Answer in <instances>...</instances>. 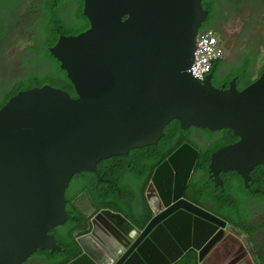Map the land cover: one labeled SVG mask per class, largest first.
<instances>
[{"label": "water", "instance_id": "water-1", "mask_svg": "<svg viewBox=\"0 0 264 264\" xmlns=\"http://www.w3.org/2000/svg\"><path fill=\"white\" fill-rule=\"evenodd\" d=\"M83 14L89 28L61 35L49 49L77 98L46 85L19 92L0 109V264H24L38 251L60 252L51 231L68 220L66 191L74 176L94 172L109 157L158 144L171 121L184 129H232L239 140L214 159L224 153L246 185L251 170L264 164V73L242 91L236 80L218 88L213 74L201 82L190 73L197 34L210 14L203 0H84ZM198 157L185 143L153 176L148 197L154 204L157 189L166 207L173 197V215L156 216L142 233L124 214L102 210L90 235L78 236L83 255L69 264H106L109 254L118 264H176L191 249L203 260L220 238L201 248L227 222L183 198ZM96 225L105 232L96 235ZM111 230L131 242L152 232L149 240L161 253L164 238L173 246L171 233L184 230L187 246L167 258L155 247L153 256L142 243L135 260L136 254L121 255L128 248L121 239L112 242L106 235L114 237Z\"/></svg>", "mask_w": 264, "mask_h": 264}, {"label": "trees", "instance_id": "trees-1", "mask_svg": "<svg viewBox=\"0 0 264 264\" xmlns=\"http://www.w3.org/2000/svg\"><path fill=\"white\" fill-rule=\"evenodd\" d=\"M0 1L5 3L3 26L5 42L18 27H21L26 32L27 40L31 45L25 48L20 58L22 56L23 59L25 55L34 58L30 66L33 68L20 67L21 70L17 66L16 70L14 65L9 64L0 81V85H5L3 89L0 88V109L19 92L46 85L67 92L72 98H77L66 72L60 69V64L51 56L49 49L56 45L61 35H77L89 28V21L83 14L84 0H34L33 6L27 5L24 7L26 9L22 8L25 0L16 7L12 5L15 0ZM37 4L40 6L35 10ZM203 7L210 14L203 23L201 31L213 28L214 19L219 16V0H203ZM252 65V59L247 57L245 62L234 68L236 74L230 81L236 80L239 91L249 87L264 73L263 64L258 74H253ZM224 66L225 60L215 62L211 74L214 75L213 82L216 87L222 88L226 84L228 89L229 83L220 84L218 80ZM237 140L234 131L230 128L211 130L190 126L184 129L180 122L171 121L165 127L164 135L158 144L134 149L126 155L109 157L98 162L94 172H81L75 175L71 184L83 182L85 185L81 187L75 185L66 191L68 200L66 208L71 214H75L76 210L81 211V214L87 218L86 211L76 207V194L80 189L81 198L84 200L88 197L95 208L120 212L134 224H138L140 211L137 207L146 205L145 191L153 173L181 145L189 143L200 150L195 170L204 171L210 176V157L227 143L231 144ZM230 174L238 181L240 188L228 201L226 197H218L216 202H212L214 206L210 208L229 225L251 236L264 228V184H258L261 190L259 193L249 191L236 172ZM251 176L256 180L264 179V164L255 167L251 171ZM201 177L204 181L208 180V177ZM216 189L218 193L220 190ZM250 208L257 211L251 212ZM148 209L150 210L149 205ZM66 227H69V222L66 226L51 231L57 238V246L61 248V252L38 251L32 258H36L40 264H69L75 260L80 255V248L73 234L65 231ZM58 232L61 236L57 234ZM260 256L264 257V252L260 251ZM178 264H198L197 252L191 251L186 254Z\"/></svg>", "mask_w": 264, "mask_h": 264}, {"label": "flooded vegetation", "instance_id": "flooded-vegetation-1", "mask_svg": "<svg viewBox=\"0 0 264 264\" xmlns=\"http://www.w3.org/2000/svg\"><path fill=\"white\" fill-rule=\"evenodd\" d=\"M21 1L22 0H15V1H13L12 5H14L15 7L19 6ZM239 1H241V0H219V7L220 8L222 7L224 12H227L226 13L227 16L230 14H236L238 16H242L253 4H249L247 10L245 12H241V11L235 10L233 8L234 2H239ZM33 2H34V0H25L23 5H22V8L26 7L27 5L33 6ZM38 6H40V5L37 4L35 7V10L37 9ZM29 8H27V10H31ZM24 9H26V8H24ZM263 10H264V8H263ZM261 15H263V13H261ZM218 18H219V16H218ZM218 18L214 19L213 28L219 34L221 39L226 40V31L224 29V21L219 22ZM223 19H224V17H223ZM4 22H5V3H2L0 1V35H3L5 38V33H4L5 29L3 28ZM243 31L246 32V27H243ZM247 31H249V30H247ZM223 43H225V42L223 41ZM245 43H250V41H247ZM2 50H3V48H2ZM256 50L257 49H255L254 51H256ZM1 78L2 77H0V79ZM234 143L235 142H233L231 144H234ZM231 144L227 143L225 146H228ZM225 146H223V147H225ZM193 147H195V146H193ZM196 149L199 151V156H200V150L198 148H196ZM210 158H211V162L209 164V168H210V166L216 167L217 165H218V167H220L222 165V161H224L228 157H226V155L224 153H221L215 159H214V155L211 156ZM167 159H165V160H167ZM198 159H199V157H198ZM197 162H198V160H197ZM195 168H196V165H195L193 172H192V174H191V176L187 182L186 189H185L184 194H183V198L186 201L190 202L191 204H193V205L197 206L198 208L204 210L205 212L211 213V214L217 216L218 218L224 220L222 217L218 216L217 213H215L213 210H211L210 206H214V204L212 202L213 201L216 202L218 197H226L227 201H228L233 196V194L240 188L238 181L235 179V177L233 175L230 174V172L220 173L219 176H220V179L222 180L223 184L220 186H217V183L215 180L216 175H214V174L212 175L210 173V176H209L208 173H206L204 171H197V169L195 170ZM155 172L153 173V176H154ZM153 176H152V179H151V181H150V183H149V185L145 191V196L147 198L146 205H142V206L137 207V210L140 211L138 214V217H139L138 224H134V222L132 221L134 226L142 233L145 232L146 229H148V227L151 225L152 220L156 216L160 215V216H164V218H165L166 216L169 217V216L173 215V214H169L170 213V207L174 204L173 197L171 199V204L168 205L167 207L165 206L164 201L161 199L157 189L151 195V197L154 200V204H152L150 198L148 197V191L151 188ZM201 176L208 177V180L204 181ZM251 178L252 179L248 182V185H245V184L244 185L246 186V188L249 191H254V192L259 193L261 190H260V187L258 186V184H264V179L263 178H257V180H256L253 176H251ZM75 185H77V186L80 185V187H81V186L85 185V183H83V182L75 183V184L73 183L70 185V187L75 186ZM216 187L220 190L218 193H217ZM151 189H155V186H153ZM79 191H80V189L78 190V192L76 194V197H77L76 207L80 208V209H84L87 213V218H85L81 214V211L76 210L75 214H71L67 211V213H68V220L67 221L69 222V227L65 228L66 232L73 234L75 241H76L78 246H79V244L77 242V240L79 238L78 236L81 235V238L89 236V234L91 233V221L96 216H98L102 210H106V208H102V209H98L97 207H96V209L92 208L91 205H89V203L85 199L83 200L81 198ZM155 197H157L158 200H155ZM147 203L150 207V210L148 209ZM146 209H148L147 212H144V210H146ZM90 210H91V213H90ZM107 210H109V209H107ZM250 211L256 212L257 210L254 208H250ZM93 213H95V214H93ZM155 213H157V214H155ZM89 216H91L90 219H89ZM193 220H199L201 222H206V224H215L212 217L202 218V217H197L194 215ZM224 221H226V220H224ZM68 222H66V224L64 226H66L68 224ZM159 226H162V221L158 222V224L156 226H154L152 232L154 230H158L160 228ZM94 232L97 235V234H103L105 231L99 225H96ZM242 233H244L242 230L239 231L238 229L229 225L228 222H227V225L225 227H223L222 225H217L216 237L209 240L208 242H206L203 245L201 251L204 250L205 247L208 246V244L211 241H213L214 239L220 238V241L218 244H216V247L208 255H206L203 258V260L200 261L199 257H198V264H213L212 263V257L218 256L217 250H218V247H220V246L223 247V251L227 252L226 259L230 255V258L227 260V261H230L229 264H259L258 259H260V258L264 259V257L260 256V251L264 252V240H257V243L251 244V242L247 238H245V236ZM57 234L59 236H61L60 232H58ZM111 234L114 237H111L109 234L106 233V235L109 236V238L112 240L113 243L116 244V239H118V240L121 239L124 242L125 246L128 248L126 250L125 254L122 252L121 255H123V257L128 258V257L135 256V254H136L135 260L137 257H139V255H137V253H138L137 250L140 248V247H138V245L142 244V243H146V246H148L149 249L152 248L151 253L153 256H155V253L153 251V248L155 247L161 256H165L167 258H173L176 255V253L181 251V248L183 246L184 247L187 246V243L184 239V235H185L184 230H182L180 232H174V235L171 233V237L169 236V238L173 242V246L169 243V240L164 238V249L165 250L163 251V253H161V249L159 247H157L156 244H153L152 241L149 240L150 234L146 237H143L142 235H140L133 242L124 238V236H122L118 231L114 232L113 230H111ZM62 235H64L63 229H62ZM79 248H80V246H79ZM191 251L196 252L195 250L191 249L186 254L190 253ZM82 255H83V252L80 248V255L77 258L81 257ZM102 255L103 254L95 255V258H98ZM155 257H157V256H155ZM113 258H114V256H111V254H109V258H108V261L106 262V264H118L121 261V260H119V261L113 262ZM183 258H184V256L176 264L180 263L183 260ZM145 263H146V261H145ZM217 264H223V263H217Z\"/></svg>", "mask_w": 264, "mask_h": 264}, {"label": "rangeland", "instance_id": "rangeland-1", "mask_svg": "<svg viewBox=\"0 0 264 264\" xmlns=\"http://www.w3.org/2000/svg\"><path fill=\"white\" fill-rule=\"evenodd\" d=\"M249 4L253 5L247 10ZM233 8L241 12L247 11L242 16L236 14L227 16V12H224L222 7L219 10L218 20L219 22L224 21V29L226 31V40L222 39L225 42L224 48L226 51L224 59L225 66L222 69L223 73L220 74L221 76H218L220 84L230 83V80L236 74L234 68L239 67L245 62L247 57L253 61L251 67L253 74H258L263 67L262 64L264 65V0H241L239 2H234ZM261 13H263V15H261ZM243 27H246V32L243 31ZM211 30L216 32L214 28H211ZM247 41H250V43H245ZM30 45L31 43L27 40L26 32L21 27H18L13 32V35L7 38L6 42L4 36L0 35V77L5 75L10 65H14L16 70L17 66L22 69H27L31 66L34 59L33 56L25 55L23 59L22 56L20 58L25 48ZM255 49L257 50L254 51ZM0 81H2V79H0ZM4 86L5 85H0V88L3 89ZM244 236L250 242L257 243V240H264V228L251 236L249 234ZM211 242L208 246H210ZM215 247L216 246H214L213 249ZM217 254V257H212L213 264H229L230 261L227 260L230 258V255L226 259L227 252L223 251L222 246L218 247ZM258 263L264 264V259L260 258ZM26 264H40V262L36 258H31Z\"/></svg>", "mask_w": 264, "mask_h": 264}, {"label": "built area", "instance_id": "built-area-1", "mask_svg": "<svg viewBox=\"0 0 264 264\" xmlns=\"http://www.w3.org/2000/svg\"><path fill=\"white\" fill-rule=\"evenodd\" d=\"M225 58V49L218 34L213 30L200 31L196 37L194 64L190 73L203 82L213 69L215 62Z\"/></svg>", "mask_w": 264, "mask_h": 264}, {"label": "clouds", "instance_id": "clouds-1", "mask_svg": "<svg viewBox=\"0 0 264 264\" xmlns=\"http://www.w3.org/2000/svg\"><path fill=\"white\" fill-rule=\"evenodd\" d=\"M208 30H211V29H208ZM201 31V30H200ZM199 31V32H200ZM198 32V33H199ZM218 34V33H217ZM198 35V34H197ZM219 38H220V40H221V42H222V45H223V47H224V43H223V41H222V39H221V37L220 36H218ZM225 49V48H224ZM226 51V50H225ZM225 59V58H224ZM223 59V60H224ZM222 61V60H221ZM218 152V151H217ZM232 163V160H230L229 158H227V159H225L224 161H222V165L220 166V167H218V165L215 167V171H216V174L213 172V167H211L210 166V173L213 175H216V183H217V186H220V185H222L223 184V182H222V180L220 179V173H227V172H230V173H233V172H236L239 176H240V178H241V181L242 182H244L243 184H245V179L237 172V171H235V170H232V169H230V164ZM253 170V169H252ZM251 170V171H252ZM249 176H250V178H251V172H250V174H249ZM252 179V178H251ZM250 181V180H249ZM248 181V182H249ZM246 185V184H245ZM217 188V187H216ZM85 200L89 203V205H91V207L92 208H94V209H96L92 204H91V202L88 200V197H86L85 198ZM110 210V209H109ZM93 214H95V213H93ZM92 214V215H93ZM91 215V216H92ZM91 216H89V219L91 218ZM91 228H92V225H91ZM240 231V230H239ZM91 232H92V229H91ZM243 235H247L246 233H242ZM90 235V234H89ZM220 241V240H219ZM60 248V247H59ZM61 249V248H60ZM61 252V251H60ZM197 252V251H196ZM197 254H198V257H199V253L197 252ZM35 255V254H34ZM33 255V256H34ZM184 257H185V255H184ZM200 258V257H199ZM30 260V259H29ZM29 260H27V261H29ZM200 260V259H199Z\"/></svg>", "mask_w": 264, "mask_h": 264}, {"label": "bare ground", "instance_id": "bare-ground-1", "mask_svg": "<svg viewBox=\"0 0 264 264\" xmlns=\"http://www.w3.org/2000/svg\"><path fill=\"white\" fill-rule=\"evenodd\" d=\"M68 222V221H67ZM90 230V229H89ZM59 247V246H58Z\"/></svg>", "mask_w": 264, "mask_h": 264}]
</instances>
